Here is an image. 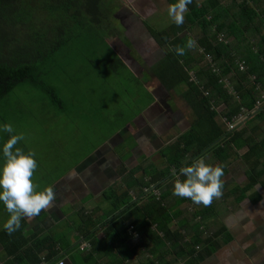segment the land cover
<instances>
[{
	"label": "trees",
	"instance_id": "obj_1",
	"mask_svg": "<svg viewBox=\"0 0 264 264\" xmlns=\"http://www.w3.org/2000/svg\"><path fill=\"white\" fill-rule=\"evenodd\" d=\"M220 1L210 0L201 9L189 3L186 21L171 28L169 36L155 37L162 47L171 46L173 53L166 52L152 73H143L147 77L139 81L130 72L129 76L121 72L125 66L106 40L125 38L115 28L118 22L113 16V0H0V124H17L21 116L54 123L57 115L66 116L77 104L82 109L90 99L95 104L106 99L105 109L124 99L133 102L126 106L133 109L121 125L124 127L153 101L150 80L169 90L183 83L187 89L182 98L191 108L186 116L190 128L166 151L165 162L156 165L143 159L122 184L102 194L105 207L76 214V239L87 241L88 251L78 249L81 243L71 248L64 236L26 234L22 217L20 228L12 234L0 228V264H63L66 253L72 264H100L97 254L104 251L106 259L112 256L114 249L130 240L129 230L141 238L137 248L148 254L139 264H174L179 260L195 264L218 248V234L225 240L230 237L224 227L211 234H207L209 228L198 229L188 242L171 224L182 214L176 209L184 202L205 213L222 199L234 198L235 204L246 198L256 202L262 197L255 188L264 192V4L260 0H230L226 9ZM208 7L215 10L209 19ZM23 29L27 36H18ZM182 32L190 37L180 41L178 33ZM189 39L194 42L191 47L187 46ZM176 46L184 48L183 55L175 53ZM74 64L78 71L71 70L72 75L67 76L64 72ZM190 72L196 82L190 81ZM118 78L138 81L139 89L120 97L114 86ZM24 84L31 87L25 97L41 102L36 113L26 111L27 105L15 93ZM65 87L68 94L63 91ZM114 111L126 116L124 109ZM241 118L246 121L241 123ZM50 132L44 129L45 134ZM7 138V133H0V143ZM21 142L15 147L24 149ZM242 150L245 152L240 153ZM196 158L220 165L224 175L228 165L240 161L244 185L228 191L223 182L221 197L213 198L207 206L186 197L174 200L172 184L177 178L183 179L179 169ZM171 169L176 170V178L170 176ZM125 171L121 164L119 173ZM248 192L252 193L247 197ZM0 212L6 220L9 214L2 203ZM200 213L192 214V218ZM99 227L102 239L97 237ZM106 264L120 262L109 259Z\"/></svg>",
	"mask_w": 264,
	"mask_h": 264
},
{
	"label": "crops",
	"instance_id": "obj_2",
	"mask_svg": "<svg viewBox=\"0 0 264 264\" xmlns=\"http://www.w3.org/2000/svg\"><path fill=\"white\" fill-rule=\"evenodd\" d=\"M208 1L210 0H191L190 4L201 9V5ZM174 2L175 0H113V16L114 20L118 22L115 28L120 30V33L122 31L125 38L117 39L118 37H114L115 42L119 41L122 46L121 54L117 51L116 46L114 47L111 44V48L121 60L125 69L129 70L133 77L138 78L139 76L141 79L147 77L143 73H137L133 68L139 61H143L141 58L144 56L149 58L150 55L159 53L162 56L160 60H162L166 52L173 53L171 46L162 47L155 37L169 36L171 28L179 26L172 22L167 14L168 6ZM229 2L230 0L220 1L224 6L227 5L226 9L229 7ZM259 3L264 4V0H260ZM133 4L136 6V9L132 6ZM248 4L251 6L252 2L248 1ZM136 10L139 13H136ZM144 12L146 15H149L148 20L142 18L145 16ZM212 12H215V10L213 11L211 7H208L207 19H209V14ZM188 13L189 9L186 6L183 14V23L186 21ZM164 17L168 25L165 24L160 27V23L164 21ZM155 18L157 19V23L151 24V26H144L146 21H154ZM149 29L152 30V33L149 32ZM136 34L143 37V39L146 36H150L153 42L147 45L140 59L138 58V54H141V52L135 51L131 47V44L135 43L131 42L132 38L130 37ZM187 36L190 37V34L186 32L178 33L180 41H184V38ZM122 41L128 42L129 46L122 44ZM198 52L200 53L201 50H198ZM159 88L163 89L159 90ZM184 89H186V86L184 84L182 86L181 83L173 90H169L163 85L158 84L151 91L153 101L139 116L126 125L120 134L114 137L112 140L115 141L114 144L112 141H108L105 145L98 148V150L97 148L94 149L93 152L83 156L75 164L77 166L69 175L64 174V177L56 179L55 183L48 186L54 190V199L37 216L31 218L23 217L26 222L24 226L25 233L31 235L41 232L46 235L52 234L55 238L59 239L64 236L71 245V248L79 243H82V245L78 249L84 247V245L88 246L87 241L83 238L78 237V241L76 239L78 234L75 232V222H73L76 219V214L79 211L90 213L97 207H105L106 203L102 200V194L108 191L109 188H115L117 185L122 184L123 180L128 178L129 172L133 170V166L141 163L143 159L156 165L165 162L166 151L175 144L182 133L190 128L186 113H190L191 108L189 106L190 109L187 111V107L182 108L177 105L176 101L179 99L175 97L176 93L183 95ZM162 92L165 95L163 102L160 99ZM173 99L175 102H173ZM148 119L153 120L152 123ZM139 121H143L145 124H141ZM121 144L122 146L118 147ZM110 148L113 149V157L110 160L112 167L107 169V161L103 155L108 150H111ZM121 164H124L127 168V171L123 174L119 173ZM242 168L243 166L240 165V161L228 165L226 174L221 177L225 183L226 190H233L236 186L244 185L245 174ZM171 170L170 176L176 178L178 176L175 175L176 170ZM255 190L262 197L256 202L246 198L235 204L234 198H229V200L222 199L220 202L214 203L212 208L205 213H200L198 208L185 202L177 207L176 210L181 211L182 214L171 223L172 229L179 230L184 235V241H191L198 232V229L204 230L209 228L210 231L207 234H211V232L216 231L219 227H224L230 235L225 240L222 234H218L217 239L214 238L219 244L218 248L212 254L200 259L195 264H264V192L258 188H255ZM155 193L159 194L158 191ZM251 193L248 192L246 196H250ZM179 199L180 197L174 196V200L178 201ZM166 201H169V198ZM171 211L172 213L175 212L174 209H171ZM195 213H200V216L192 218V214ZM202 218H204V222H202ZM5 221L3 219L0 221V228H2ZM98 230L97 237L102 239L104 237L102 229L99 227ZM129 233L131 234L130 240L125 243L124 247L118 248L120 249L117 251L118 253H114L118 250L114 249L115 251L112 252V256L107 257V259L104 257V251H100L97 254L96 257L100 264H106L109 262V259L114 262L119 261L120 264H139L142 258L148 255L142 247L137 248L136 246L141 241V238L135 239V233L131 230H129ZM84 248L88 251L89 246ZM2 253L3 251L0 247V262L2 261ZM61 262L63 264H72L69 254L63 255ZM174 264H183V261L179 260Z\"/></svg>",
	"mask_w": 264,
	"mask_h": 264
},
{
	"label": "rangeland",
	"instance_id": "obj_3",
	"mask_svg": "<svg viewBox=\"0 0 264 264\" xmlns=\"http://www.w3.org/2000/svg\"><path fill=\"white\" fill-rule=\"evenodd\" d=\"M134 4L132 6L136 9V6ZM137 5L139 6V4ZM129 7L131 8V6ZM136 13H139V11H137ZM44 17L45 15H41L42 19H44ZM148 17L149 15L148 14L146 15L145 13V16H143L142 18L145 20ZM164 21L160 23V27L167 24L165 17H164ZM155 23H157L156 18L154 21H150V20L149 22L146 21V24L144 26L147 25L151 26V24H155ZM149 32L152 33V30L149 29ZM18 36L24 37L27 36V34H25V30L23 29L18 34ZM222 36L223 35H221V37ZM130 38H132L131 42L135 43V44H131V47L133 48V50L139 52H142L143 49L142 50L139 49L138 46L142 48H147L148 44L153 43L152 40L150 39V36H146L143 39V37H140L138 36V34H136L135 36H132ZM103 40H105V38H103ZM106 40L108 43L114 45V47L116 46L117 51L120 52L121 54L122 46L120 45L119 41L115 42V38H108ZM138 40H142V41H138ZM121 43L129 46L128 42L126 43L122 41ZM142 56H143L142 53L138 54L139 59ZM161 58L162 56L159 53L152 54L149 56V58L146 56L141 58L143 60L148 59V61L145 62V69L148 70L149 73H145V75L152 73V71L159 65ZM78 67L79 66L77 64H74L73 67L70 66V70L68 69L64 73L67 76L69 75L71 76L72 75L71 70L77 72ZM141 68L144 69V64L140 65L139 69ZM121 72H125V74L129 76L127 74L129 73V70L126 69V70H122ZM189 76H190V81L196 82L195 77L191 73L189 74ZM139 79L143 80L138 76V80ZM155 83L156 82L152 80L149 81V86L152 88V90H154V88L157 86ZM181 85L183 86L182 83ZM114 86L117 88V90H119L120 97L124 95L125 98L129 96V94H131L132 92L134 93L139 89L138 81L122 80L121 78H118L116 80ZM186 89L183 90V93L186 91ZM30 90L31 87L24 84L22 87L16 89L15 93L17 94L18 99L21 102H23L25 105H27V107H25L26 111L29 110L36 113L38 112L37 106L41 102L29 101L25 97V94L30 93ZM63 91L68 94V90L66 87L63 89ZM182 96L183 95L182 94L180 95L179 93L175 94V97L179 99L178 101H176V103L182 108L187 107V111H188V109H190L189 108L190 105L182 98ZM72 101L73 100H71L70 102L71 105L73 104ZM173 102H175L174 99ZM106 103H107L106 99L104 101H97L96 104L92 103L90 99L88 100V106L85 105L84 103L82 109H79L77 104L75 105V108L73 107L72 109H70L69 114H67L66 116L62 114L57 115V119L56 121H54V123L52 120H48V119H46L45 121H42L41 119L39 122H37L34 117L24 118V116H21V119L17 121V124L12 125L13 130L20 132V134H22L23 136L21 143L22 146L24 147V150L25 151L31 150L35 153L34 158L37 162V168L34 170L33 176L31 178L35 186V190L37 191L42 190L53 179L56 180L60 178L61 175H62L61 178L64 177V174L69 175L72 172V170H74L75 167L77 166V165L73 166V164L75 162H78L83 157L84 154L93 152V150L96 148L98 150V148L105 145L108 141L111 142L116 135L120 134L124 130L125 126L121 127V125L127 120L128 116L132 114V109H133V108L131 109L127 108L126 106H131L133 102L132 101L125 102V100L122 99V102L114 101L115 107L105 109ZM170 103H172V101H170ZM114 109H124L125 112L122 113H125L126 116L118 115L121 113L115 112ZM188 114L189 113L187 112L186 115ZM243 119L242 118L240 119L242 121L241 123L246 121V119L244 120ZM152 121L149 120V122L151 123ZM140 123L145 124L143 123V121ZM44 129L50 130L52 132L45 134ZM112 142L113 144L115 143V141ZM120 146H122V144L119 145L118 147ZM110 149L111 150H108L103 155L104 159L107 161L106 163L107 169L109 167L110 168L112 167L110 160H112L113 157L112 156L113 149L112 148ZM241 152H244V150L240 151V153ZM2 213L3 212H0V221L3 219Z\"/></svg>",
	"mask_w": 264,
	"mask_h": 264
},
{
	"label": "clouds",
	"instance_id": "obj_4",
	"mask_svg": "<svg viewBox=\"0 0 264 264\" xmlns=\"http://www.w3.org/2000/svg\"><path fill=\"white\" fill-rule=\"evenodd\" d=\"M189 3L191 0H175L168 6L167 14L176 25L183 23V14ZM193 43V40L189 39L187 46L191 47ZM174 51L177 55L184 54V48L180 46H176ZM229 129L231 130V127ZM0 133L8 134V138L0 143V203L9 214L2 228L7 234H12L20 228L22 217H35L49 205L54 199V190L52 187L35 190L31 179L37 168L35 153L15 147L17 142L23 139L22 134H14L10 123L0 124ZM179 175L183 179L177 178L173 182L172 192L175 196L186 197L195 204L207 206L213 198L222 194L221 177L224 172L220 165L213 166L203 158H196L181 167ZM81 245L82 243L79 247Z\"/></svg>",
	"mask_w": 264,
	"mask_h": 264
},
{
	"label": "flooded vegetation",
	"instance_id": "obj_5",
	"mask_svg": "<svg viewBox=\"0 0 264 264\" xmlns=\"http://www.w3.org/2000/svg\"><path fill=\"white\" fill-rule=\"evenodd\" d=\"M138 47H139V49H141V50L143 49L142 52H145L146 48H142V47H140V46H138ZM142 52H141V53H142ZM142 55H143V54H142ZM146 61H148V60L139 61L138 64H136V65L133 66L134 70H135L137 73H139V74H142V73H149L148 70L145 69V62H146ZM142 64H144V69H143V68L139 69V68H140V65H142ZM160 89L162 90L163 88H160ZM160 89H159V90H160ZM160 99H161V102H163V100L165 99L164 92H162V94L160 95Z\"/></svg>",
	"mask_w": 264,
	"mask_h": 264
},
{
	"label": "built area",
	"instance_id": "obj_6",
	"mask_svg": "<svg viewBox=\"0 0 264 264\" xmlns=\"http://www.w3.org/2000/svg\"><path fill=\"white\" fill-rule=\"evenodd\" d=\"M238 67H239V69L240 70H243L244 69V67H243V65L242 64H240V65H238ZM135 239H138L139 238V236L135 233ZM140 239V238H139Z\"/></svg>",
	"mask_w": 264,
	"mask_h": 264
}]
</instances>
